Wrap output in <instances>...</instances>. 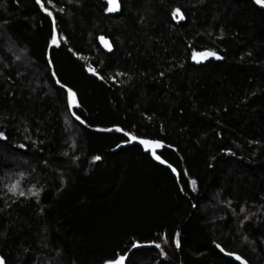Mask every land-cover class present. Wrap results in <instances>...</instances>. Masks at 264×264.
Returning <instances> with one entry per match:
<instances>
[{
  "label": "trees",
  "instance_id": "16d2710c",
  "mask_svg": "<svg viewBox=\"0 0 264 264\" xmlns=\"http://www.w3.org/2000/svg\"><path fill=\"white\" fill-rule=\"evenodd\" d=\"M119 2L0 0V255L264 264V9ZM124 132L167 145L177 176Z\"/></svg>",
  "mask_w": 264,
  "mask_h": 264
},
{
  "label": "snow or ice",
  "instance_id": "6c2138e0",
  "mask_svg": "<svg viewBox=\"0 0 264 264\" xmlns=\"http://www.w3.org/2000/svg\"><path fill=\"white\" fill-rule=\"evenodd\" d=\"M252 2H253V4L264 9V0H252ZM108 3L110 5V7L107 9L108 11H116L118 9V5L116 4V0H108ZM35 4L40 7L41 11L44 12L46 14V16L52 17L53 13L51 11H49V9L44 6V4H42V0H35ZM175 11L178 13V10H175ZM53 25H55V20H53ZM101 40L103 41V37H101ZM56 41H57V32H56V28L53 27L51 43L55 44ZM104 43H105L106 47L110 48V45L107 43V41H104ZM69 51H71V49ZM197 56L199 57V60H203V59H206L208 57H213L215 59H222V57L218 56L213 51H204V52H201L199 54L193 53V59L194 60L197 59ZM89 71L91 72L93 70L91 68H89ZM93 74L95 75V72H93ZM61 87H64V86L61 85ZM67 95H68V104H69V107L71 108L74 105H76L75 93L71 89H68ZM76 106H78V105H76ZM76 119L79 120L81 124L84 123V121L81 120L79 116H76ZM111 130H113V129H106V131H111ZM114 131L122 132L123 130L119 127H116L114 129ZM123 135L127 136L130 141H137V138L135 136H131L127 132H124ZM3 139H6V137L4 136L3 133H0V140H3ZM138 143L144 147L145 151H151L152 149L159 148L161 146L159 141H152V140H147V139H140L138 141ZM18 147L23 148L24 145H19ZM152 157H153V159L159 161L161 164L164 163V161L160 158V156L156 155L155 152H152ZM93 160H100V157L95 156V157H93ZM169 167H171V165H169ZM173 171H175V169H173ZM191 183L194 185L195 181H192ZM20 195H23V193L21 192ZM132 246L135 248V247H139L140 245L137 243H133ZM155 246L157 248L160 247L159 244H157ZM216 246L218 248L220 247L219 245H216ZM220 251L223 252L224 250L221 248ZM125 255H118L115 258L105 260L104 264H124ZM161 255L163 256L164 253H161ZM226 255L232 256L233 253H226ZM235 259L240 261V264H245V262L243 260H241L240 256H238V255L235 256ZM0 264H4V262L2 260H0Z\"/></svg>",
  "mask_w": 264,
  "mask_h": 264
},
{
  "label": "water",
  "instance_id": "95a60500",
  "mask_svg": "<svg viewBox=\"0 0 264 264\" xmlns=\"http://www.w3.org/2000/svg\"><path fill=\"white\" fill-rule=\"evenodd\" d=\"M103 2H105L106 3V6H107V9L110 7V5H109V3H108V0H102ZM116 4L118 5V9L116 10V11H108L107 10V13H109V14H114V13H117L119 10H120V2H119V0H116ZM89 68H91L93 71H89ZM93 72H95V75L93 74ZM87 73L89 74V75H91V76H94V77H96V78H100V76H99V74L92 68V67H87ZM131 136H133V135H131ZM128 138V137H127ZM140 139H142V138H137V141H130L129 140V138H128V141L127 142H125V143H123V144H121V146H124V145H128V144H131V143H138V141L140 140ZM147 140H150V139H147ZM152 141H158V140H152ZM160 142V147L159 148H154V149H152L151 151H148L150 154H151V156H152V152H155V154L156 155H158V156H160L159 155V152L162 150V148H164V147H168L167 145H165L164 143H162L161 141H159ZM139 144V143H138ZM140 145V144H139ZM142 146V145H141ZM143 147V146H142ZM144 148V147H143ZM145 150V149H144ZM161 158V157H160ZM162 159V158H161ZM155 160V159H154ZM163 161H164V163L163 164H161L159 161H157V160H155L157 163H159V164H161V165H163V166H165V167H167L168 169H170L171 171H172V173H173V175L174 176H177V171H176V169L171 165V167H169V163L168 162H166L164 159H162ZM173 169H175V171H173ZM235 256H237V255H233V257H234V259H235ZM127 257H128V253H126V255H125V260H124V264H126V259H127ZM0 260H2L3 262H4V264H5V261H4V259H3V257L0 255ZM236 260V259H235ZM241 260H243L244 262H245V264H248L244 259H242L241 258ZM237 262H239L240 263V261H238V260H236Z\"/></svg>",
  "mask_w": 264,
  "mask_h": 264
}]
</instances>
